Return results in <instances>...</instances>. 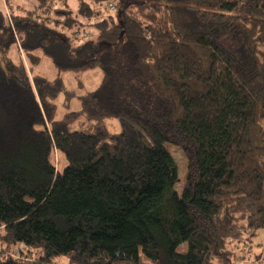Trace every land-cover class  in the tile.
I'll return each instance as SVG.
<instances>
[{
  "label": "trees",
  "instance_id": "obj_1",
  "mask_svg": "<svg viewBox=\"0 0 264 264\" xmlns=\"http://www.w3.org/2000/svg\"><path fill=\"white\" fill-rule=\"evenodd\" d=\"M3 1L0 264H237L231 244L264 229V0H78L86 19L114 7L93 23ZM91 69L79 96L61 76ZM61 94L79 107L58 117Z\"/></svg>",
  "mask_w": 264,
  "mask_h": 264
},
{
  "label": "rangeland",
  "instance_id": "obj_2",
  "mask_svg": "<svg viewBox=\"0 0 264 264\" xmlns=\"http://www.w3.org/2000/svg\"><path fill=\"white\" fill-rule=\"evenodd\" d=\"M35 0H18V4L22 5L23 7L21 10H16L17 12H25L27 9H31L34 7ZM69 5L72 9V15L74 17H78V20H83L85 22L93 23L95 20L104 17L107 12L114 10L112 5L109 6V10L102 12L100 15L93 16L89 19L82 18L78 16L77 12V5L78 0H69ZM0 8L3 9L5 12H9V8L5 5L3 0H0ZM79 25V24H78ZM77 26L71 28V30H66L68 34H72L71 32L75 31ZM80 33H77V32ZM76 34L84 39L86 37H93L96 34L95 28L91 26H86V28L77 29ZM10 38V34L5 36L3 41H7ZM19 41V39L17 38ZM19 43L17 42L16 46H12L11 54L14 57L16 56V52L20 53L22 59L26 61V57L23 51L19 48ZM18 54V53H17ZM36 73L40 75H45L50 79H53L57 76L58 70L53 64L52 60L47 57L43 56L41 63L36 67ZM61 76L64 79L65 85L68 89L73 90L74 93L79 96L85 94L86 92L95 89L101 80V71L99 69H91L84 72H76V71H64L61 73ZM55 103L58 106V117H62V115L68 110H74L79 107V101L74 99L71 102L70 108L66 106L65 96L61 94L56 100ZM106 123L112 132H117L120 129L119 121L115 118H108L106 119ZM167 148L172 153L176 164L178 166V178L175 184V189L177 193L181 196L186 184V177H187V160L183 153V151L176 145L167 143ZM58 158V157H56ZM60 166L63 163L59 164ZM246 242H234L231 244L233 249L234 261L237 264H264V229L257 230L256 232L246 236ZM187 249V243H183L179 246L180 251H185ZM9 250V249H8ZM23 250V251H22ZM22 252H27V249L23 246H12L8 251L10 254L14 256H19ZM22 255V254H21ZM30 257L34 258V253L32 252L29 254ZM56 264H69V261L64 256H59L55 258Z\"/></svg>",
  "mask_w": 264,
  "mask_h": 264
},
{
  "label": "built area",
  "instance_id": "obj_3",
  "mask_svg": "<svg viewBox=\"0 0 264 264\" xmlns=\"http://www.w3.org/2000/svg\"><path fill=\"white\" fill-rule=\"evenodd\" d=\"M112 8H114V7L112 6Z\"/></svg>",
  "mask_w": 264,
  "mask_h": 264
}]
</instances>
